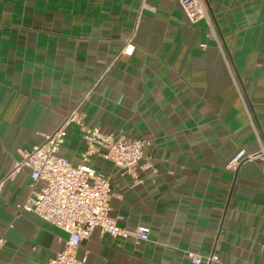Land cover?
Returning <instances> with one entry per match:
<instances>
[{
	"label": "crops",
	"instance_id": "obj_1",
	"mask_svg": "<svg viewBox=\"0 0 264 264\" xmlns=\"http://www.w3.org/2000/svg\"><path fill=\"white\" fill-rule=\"evenodd\" d=\"M0 0V264H50L67 234L19 209L34 193L14 164L80 98L87 126L150 141L139 181L92 155L112 215L149 227L135 244L94 229L84 264H264V0H204L190 23L178 0ZM138 26L132 35L136 18ZM130 55L120 48L128 38ZM104 76L95 83L97 77ZM60 152L79 163L78 127ZM213 255L216 260L205 261Z\"/></svg>",
	"mask_w": 264,
	"mask_h": 264
},
{
	"label": "built area",
	"instance_id": "obj_2",
	"mask_svg": "<svg viewBox=\"0 0 264 264\" xmlns=\"http://www.w3.org/2000/svg\"><path fill=\"white\" fill-rule=\"evenodd\" d=\"M182 13L190 23L206 19L208 36L218 42L212 22L207 15L204 0H178ZM146 6L141 1V8ZM139 14L132 32L134 34ZM120 48L118 55H130L134 46L131 38ZM104 76L102 72L95 83ZM91 90L86 92L75 106L64 117L60 126L44 136L43 142L34 144L24 151L14 171L22 168L29 170L30 187L34 196L28 198L19 206L20 210L32 212L63 230L67 237L61 250L57 251L50 264H84L85 256L78 257L80 242L90 236L94 229L105 233L113 239L131 240L135 244L149 240V227L144 225L132 229L120 225L121 215H112L109 206L111 196L109 177L93 169L90 157L97 155L112 163L122 174L131 175L139 181L140 171L152 169L144 149L150 145L149 140L131 138L125 135L104 133L97 126H87L81 109ZM74 124L78 127L81 139L85 145L82 160L73 163L66 158L60 149L68 136L67 126ZM239 151L227 165L234 168L244 160L260 162L264 172V148L259 152L246 154ZM3 239L0 238V246ZM188 257L194 264L202 262V257L189 252ZM216 260L215 256L205 257L206 262Z\"/></svg>",
	"mask_w": 264,
	"mask_h": 264
}]
</instances>
